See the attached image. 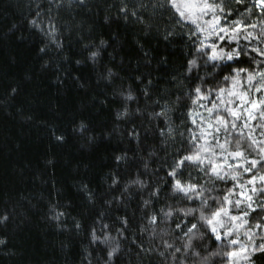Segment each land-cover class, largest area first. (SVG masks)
Wrapping results in <instances>:
<instances>
[{
  "label": "trees",
  "instance_id": "obj_1",
  "mask_svg": "<svg viewBox=\"0 0 264 264\" xmlns=\"http://www.w3.org/2000/svg\"><path fill=\"white\" fill-rule=\"evenodd\" d=\"M208 2L231 9L216 13L227 16L221 24L250 26L221 42L169 0H0V264H264V252L247 260L239 252L264 243V211H251L240 195L264 166L243 173L231 156L238 141L249 161L258 159L253 126L264 104L250 124L240 122L243 133L229 134L214 115L219 109L227 119L216 93L232 77L247 95L256 90L233 70H264V56L251 51L264 50V8L257 0ZM212 43L244 54L211 60ZM197 86L211 94L197 99ZM198 149L227 174L212 175L208 160L178 170L201 186L205 215L228 210L211 226L198 218L199 198L174 192L167 175ZM188 208L198 209L196 218L180 212ZM234 251L238 258L228 255Z\"/></svg>",
  "mask_w": 264,
  "mask_h": 264
},
{
  "label": "snow or ice",
  "instance_id": "obj_2",
  "mask_svg": "<svg viewBox=\"0 0 264 264\" xmlns=\"http://www.w3.org/2000/svg\"><path fill=\"white\" fill-rule=\"evenodd\" d=\"M238 2H242V0H238ZM169 3L172 5V7L175 9L176 13H178L182 18L184 19H191L190 16V11L193 7V5L189 3H179L178 0H169ZM258 3L261 5L262 8H264V0H258ZM199 7V14L201 16L203 15H208L209 13L212 14V19L205 21L206 24L209 25L208 29L205 28H198V32H207V37L215 36L218 41L224 42L225 40L235 42L237 40V37L239 35V30L241 28H246L249 27L250 25L244 24L241 21H233V25L229 28L227 27L226 24H221L220 21L221 19H224L225 21L227 20V16L225 15L224 17H221L220 15H216L217 12H231V9H225L221 3H212L208 2V0H204L203 4L197 5ZM185 9H188L189 11H185ZM193 23H196L197 21L193 19ZM251 27H255V25H251ZM227 33H232V35H227ZM252 33H248L245 39H248L251 37ZM203 49L209 48V45L207 44H201L200 46ZM211 48V55L210 59L211 60H217V59H226L228 61L232 60H239V58L244 54V49L239 47L237 45L236 48H234L232 51H226L225 48L220 47L219 49L217 48V45L215 43H212L210 45ZM251 51H255L259 53L260 56H264V50L256 48L252 49ZM250 54V53H249ZM95 55V53H93ZM196 61L191 60L189 61L190 66H195ZM191 70V67L189 68ZM237 75H239L240 72H244L247 75V80L249 81L250 86H254L257 92L264 91V70L260 71H249L248 69H234L233 70ZM257 77L259 78L257 80ZM225 80H228L229 77L225 76ZM233 80L236 79V77H232ZM256 81L255 85H252V81ZM195 93L197 94V99L200 98H207V95H210L211 93L209 92L208 94H205L202 92L201 88L197 86L195 88ZM218 92L223 93L224 89H218ZM195 103V101H194ZM249 103L252 105L253 108L257 106V101H249ZM260 104H264V100L259 101ZM217 105L213 104L212 107L208 108L207 110L209 112H213V109H215ZM162 114V113H161ZM231 115L235 116L236 113L232 111L230 113ZM264 115V113H262ZM193 123H196V118L193 117ZM215 119L218 121L219 124H223L225 126V131L227 132L228 128L227 126L230 124L232 129H237V125L235 123V120L229 121L226 119V117L221 116V115H216ZM247 126V125H245ZM209 127H213L215 132H219L220 128L216 125H209ZM230 134V133H229ZM193 142H198V138L193 134L192 136ZM227 143V141H226ZM252 144L255 145L257 148L260 149L261 153H264V147H261L259 142L256 140L252 141ZM221 148L224 147V145H220ZM203 151L208 152L210 149H203ZM214 155H218L215 154ZM231 156L236 158L237 163L235 167L239 168L241 167V161H243V167L242 171L243 173H251L253 172V169L256 168L258 165H264V155L260 156V159H255L252 158L250 161L245 157V152L243 149L240 148L239 142L237 141V151H234L231 153ZM119 159V158H118ZM205 160H208L209 164V171L211 172L212 175L220 178H227V174L222 175V168L220 164L215 163L214 161L210 160L207 156H201V151L198 149L196 152L190 153L188 155L182 156L179 159H177L174 163V166L171 167L170 171L167 173V175L171 178H173V183H172V189L174 192L182 193L184 197H186L189 200H192L193 203H195L196 198H199L200 200V211H199V220L206 221L208 225H213V221L215 218L219 217L222 213H226L228 210L224 209L223 207L217 208L215 211L210 213V217L205 215V212L202 210L204 205L207 204V200H205L204 195L201 191V186L198 183H193L191 180H182L180 178V175H182V172H179L178 170H182L186 163H203ZM223 164H227L228 168H233L234 165L228 163L227 161H223ZM203 171V169H201ZM233 179H236V175L232 176ZM259 179L262 183H264V175H261L257 177L255 174L252 175L248 181L251 187V192L254 194H257L258 197L260 198V202L257 203V201L253 200L252 195H247L246 200L248 201L247 207L251 209V211L255 212L257 209L260 211H264V187H256L255 186V181ZM245 185L241 184L240 187L244 188ZM234 190V188L232 189ZM241 196H244V192L240 193ZM227 199V198H225ZM229 203H232L231 201H228ZM147 203V201L145 202ZM241 201L237 200L235 201V204L239 206ZM198 209L197 208H188V209H180V212L183 213L184 216H189L191 214L192 218H196V213ZM248 212H244L241 215L244 217L248 216ZM165 215H171V211L169 213H166ZM232 219H237V217L233 216ZM151 221L153 223H156L158 221V217L156 215H153L151 217ZM126 223V221H125ZM190 223V221H189ZM245 223H247V220H245ZM197 227V224L192 223L191 227L188 229L189 232H191L193 229ZM256 227L259 229L262 226L257 223ZM176 228H181V223L176 224ZM211 232L216 234L217 239H221V235L217 233L216 227H211ZM232 232V229H228L224 235H230ZM187 234V233H186ZM261 239H264V237H261ZM231 243L235 244L237 241H232ZM179 251V249H177ZM264 252V243L260 244H255V242L252 243L251 247V252H248V249L246 246H242L239 249L240 253H245L244 259H249L251 253L255 252ZM237 252H231L228 255L229 256H235L237 255ZM112 253H109V256H111Z\"/></svg>",
  "mask_w": 264,
  "mask_h": 264
},
{
  "label": "rangeland",
  "instance_id": "obj_3",
  "mask_svg": "<svg viewBox=\"0 0 264 264\" xmlns=\"http://www.w3.org/2000/svg\"><path fill=\"white\" fill-rule=\"evenodd\" d=\"M179 3H189L191 5H193L191 11H190V16L191 19H187L190 21H193V19H195L197 22L196 24L199 27L208 29L209 25L205 23V21L211 20L212 19V14L209 13L208 15H203L201 16L199 14V7H197V5H201L203 4L204 0H178ZM258 3V0H257ZM259 4V3H258ZM185 11H189L188 9H185ZM230 83V82H229ZM232 84V85H231ZM229 86V88H224L223 93L218 92L216 93V97L219 100V105H220V109L226 110L228 113L227 119L229 121H232V119H230L229 117L232 116L230 113L232 111H234L236 113V125L237 128L239 127V131L240 133H243L245 131V127L239 126L240 122H245L250 124V122L253 121L254 119V115L253 113L257 110L258 106L260 105L259 101L264 100L262 98V96H260L259 92H257L256 90H254V92L251 95H247L244 92L243 86H242V82H241V78L239 76H236V79L233 81V83H231ZM249 101H257V106L255 108L252 107V105L249 103ZM222 107V108H221ZM219 110V109H218ZM217 110V114L214 112V115H221V112ZM252 114V116H251ZM257 118V127L253 126L255 128L254 134L257 137H260V140L262 142V144H260L261 147H264V117L261 114V112L256 116ZM216 120V119H215ZM261 120V123H260ZM228 130L227 132L230 133L231 131L235 130L237 131V129H232L231 125L229 124L227 126ZM264 155V153H259L258 159H260V156ZM247 156H249V154L245 153V157L247 158ZM243 165V161L240 162ZM264 165H258L257 167L260 168ZM264 175L263 173H260L258 175H256L257 177ZM255 186L256 187H264V183H262L259 179H257L255 181ZM251 187L252 185H250L248 183V181L246 182V185L244 186V196L246 197L247 195H252L253 199L256 198L255 201H257V203L260 202V198L258 197L257 194H254L251 192ZM237 257V255H235ZM238 258V257H237ZM239 262V261H238ZM238 262H233L232 264H237Z\"/></svg>",
  "mask_w": 264,
  "mask_h": 264
}]
</instances>
